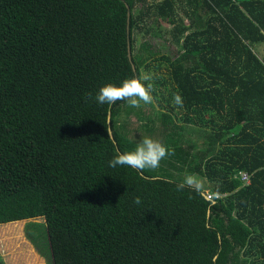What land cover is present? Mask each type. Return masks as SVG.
<instances>
[{
	"label": "trees",
	"instance_id": "trees-1",
	"mask_svg": "<svg viewBox=\"0 0 264 264\" xmlns=\"http://www.w3.org/2000/svg\"><path fill=\"white\" fill-rule=\"evenodd\" d=\"M146 2L0 0V225L43 218L25 232L47 264H264V0ZM160 19L183 24L169 63L205 147L153 103L94 101L143 78L157 53L135 33L164 36ZM134 113L174 150L155 171L108 166L139 142ZM188 174L203 191L176 190Z\"/></svg>",
	"mask_w": 264,
	"mask_h": 264
},
{
	"label": "rangeland",
	"instance_id": "rangeland-1",
	"mask_svg": "<svg viewBox=\"0 0 264 264\" xmlns=\"http://www.w3.org/2000/svg\"><path fill=\"white\" fill-rule=\"evenodd\" d=\"M163 0H147L146 4L155 5L160 3ZM141 6V4H139ZM184 6V4H183ZM182 4H178V17L182 18L184 24L189 26L191 19L184 14L182 9ZM162 26V31L164 36L159 35H145V32L136 30V51H139L141 54L147 55L148 52L142 47L146 43L150 46L151 50L154 51L156 56L148 60L149 68H143V77L148 75L151 77L150 80L144 81V83L151 84L152 90L151 94L154 98L153 104L157 109H161L164 112L171 113L178 124L181 126L187 127L184 136L192 138L197 142L198 148L206 146V139L203 134L199 131L193 132L191 127H194L188 120L187 109L185 106L177 105L174 101V97L177 96L174 89V82L172 78L170 63L172 59L177 55L178 45L172 40L173 29L177 24H182L179 20H176L177 23H172L170 19L164 20L160 19L158 21ZM183 25V24H182ZM187 34V33H186ZM254 51L259 55V57L264 61V42L257 43L254 45ZM163 55L171 57L170 60L163 58ZM152 106L147 104L145 113L147 115H154L153 112L156 111ZM126 116V115H125ZM122 116V118H125ZM207 118H210V114L206 115ZM195 118V117H194ZM132 122L130 123V129H133L134 138L140 140L142 137H151L156 139L159 137V134L146 131L140 127L139 121L137 120L136 114H132ZM211 123L208 125L210 128ZM192 133V134H191ZM200 133V134H199ZM188 147V144H185ZM197 152L195 148L193 150ZM204 183V187L207 186V180L203 177H199ZM208 192V191H207ZM22 222L17 223H6L0 225V264H47L45 258H43L35 249L33 244L26 237L25 228L29 221H38L43 222V218H36L31 220H20ZM15 222V221H14ZM254 258V257H253ZM251 258V259H253Z\"/></svg>",
	"mask_w": 264,
	"mask_h": 264
},
{
	"label": "clouds",
	"instance_id": "clouds-1",
	"mask_svg": "<svg viewBox=\"0 0 264 264\" xmlns=\"http://www.w3.org/2000/svg\"><path fill=\"white\" fill-rule=\"evenodd\" d=\"M150 79V76L145 75L142 79L135 77L125 79L120 84H105L97 91L94 101L98 105L108 106L123 101L133 108H140L141 103L151 104L154 100L151 94L152 85L142 82ZM88 96L91 98L92 94L89 93ZM174 101L182 106V99L179 95L174 97ZM170 155H174V150L156 139L145 136L139 140L133 151L123 153L117 151V154L108 162V166L113 169L128 167L141 173L146 170L155 171L161 166V161ZM186 188L199 193L204 190V183L198 176L188 174L183 182L176 185L177 191H183ZM140 202V198L136 197L134 203L139 204Z\"/></svg>",
	"mask_w": 264,
	"mask_h": 264
},
{
	"label": "water",
	"instance_id": "water-1",
	"mask_svg": "<svg viewBox=\"0 0 264 264\" xmlns=\"http://www.w3.org/2000/svg\"><path fill=\"white\" fill-rule=\"evenodd\" d=\"M127 7L129 9L128 11V34H130V17H131V9H130V6L129 4L127 3ZM128 56H129V59L132 60V47H131V41H130V37H128ZM133 69L136 71V66L133 64ZM136 78H139V77H136ZM111 122V116L109 117V123ZM110 133H111V136L113 137V133L112 131L110 130Z\"/></svg>",
	"mask_w": 264,
	"mask_h": 264
},
{
	"label": "built area",
	"instance_id": "built-area-1",
	"mask_svg": "<svg viewBox=\"0 0 264 264\" xmlns=\"http://www.w3.org/2000/svg\"><path fill=\"white\" fill-rule=\"evenodd\" d=\"M240 175H241L242 180L245 181V183L249 184L250 182L249 174L246 172H241ZM208 197L211 198V195H209Z\"/></svg>",
	"mask_w": 264,
	"mask_h": 264
},
{
	"label": "crops",
	"instance_id": "crops-1",
	"mask_svg": "<svg viewBox=\"0 0 264 264\" xmlns=\"http://www.w3.org/2000/svg\"><path fill=\"white\" fill-rule=\"evenodd\" d=\"M263 142V139H262V137H261V143ZM264 146H261V148H263ZM261 153H263V151H261ZM261 160H264V157H261L260 158Z\"/></svg>",
	"mask_w": 264,
	"mask_h": 264
},
{
	"label": "bare ground",
	"instance_id": "bare-ground-1",
	"mask_svg": "<svg viewBox=\"0 0 264 264\" xmlns=\"http://www.w3.org/2000/svg\"><path fill=\"white\" fill-rule=\"evenodd\" d=\"M232 154V153H231ZM250 173V172H249ZM17 222H22V221H15V222H10V223H17Z\"/></svg>",
	"mask_w": 264,
	"mask_h": 264
}]
</instances>
